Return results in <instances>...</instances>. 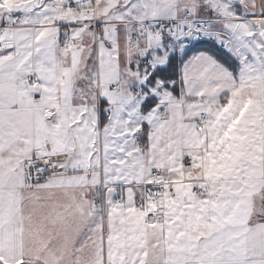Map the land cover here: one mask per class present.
<instances>
[{"label": "crops", "instance_id": "0c3cea01", "mask_svg": "<svg viewBox=\"0 0 264 264\" xmlns=\"http://www.w3.org/2000/svg\"><path fill=\"white\" fill-rule=\"evenodd\" d=\"M0 1V264H264V0L100 3L106 23L177 20L186 11L219 28L229 20L237 71L206 52L215 72L194 74L202 84L192 92L183 62L176 89L144 78L130 58L137 47L128 43L122 55L117 36L136 27L108 26L109 40H98L76 26L83 11L65 13L53 5L60 0ZM28 30H41L45 56L47 30L83 41L97 94L79 91L83 76L65 75L55 105L40 106L45 86L25 61ZM62 49L60 61L77 48ZM120 86L133 95L108 91ZM83 96L89 105L72 100ZM43 159L57 173L30 188L25 164ZM153 170L168 171L176 188L165 201L166 228L148 225L137 207Z\"/></svg>", "mask_w": 264, "mask_h": 264}, {"label": "built area", "instance_id": "2783aa9c", "mask_svg": "<svg viewBox=\"0 0 264 264\" xmlns=\"http://www.w3.org/2000/svg\"><path fill=\"white\" fill-rule=\"evenodd\" d=\"M101 1L109 0H66L62 5V11L71 12L73 10L83 11V21L76 26L80 28L90 29L97 38H105L107 27L114 25H122V23H106L101 20L98 6ZM210 20L197 17L194 12L186 11L182 19L178 20H149L143 22H125V25L136 27V31L131 35L130 45L136 46L142 41L149 38L171 39L177 38L180 32L185 35V46L193 48L201 43H208L217 46L221 51L228 52L233 47L232 38L225 33L218 32L210 25ZM75 26V27H76ZM70 27H74L71 25ZM59 44L63 48H77L80 44L68 38L58 39ZM151 52L152 48L149 47ZM5 49L4 45H0V52ZM144 70V78L150 81L156 73V65L154 59L149 53H146L142 60ZM33 83L37 84L35 80ZM139 90L135 96L139 97ZM40 97V94H37ZM201 122L198 127L201 129L207 122L205 114L200 116ZM193 159L186 158L185 165H192ZM53 165V164H52ZM48 163L47 159L31 160L26 162L27 185L32 188L38 183H44L49 177L54 176L57 170ZM142 193L137 196V207L144 213L145 221L148 225H160L166 228V209L165 201L168 197L176 195L175 184L168 171L153 170L150 180L140 185ZM205 188H197L198 195H204ZM99 202L96 201V205Z\"/></svg>", "mask_w": 264, "mask_h": 264}, {"label": "rangeland", "instance_id": "374dc122", "mask_svg": "<svg viewBox=\"0 0 264 264\" xmlns=\"http://www.w3.org/2000/svg\"><path fill=\"white\" fill-rule=\"evenodd\" d=\"M64 1L66 0H60L59 3H54L53 5L55 7H57L59 10L62 9V5L64 3ZM254 3H256V0H252ZM1 2V1H0ZM40 0L38 1L37 4H39ZM61 2V3H60ZM103 2V1H101ZM100 2V3H101ZM98 6V11L101 10L102 5ZM35 4V3H33ZM60 4V5H59ZM62 4V5H61ZM2 4L0 3V10L2 8L1 6ZM102 11V10H101ZM194 12V11H192ZM67 13V12H65ZM186 13V12H185ZM184 13V14H185ZM195 14V12H194ZM100 15V14H99ZM183 17V16H182ZM179 18V19H182ZM200 18V17H199ZM204 19V18H202ZM149 20H153V19H148V20H144V21H149ZM178 20V19H177ZM209 20V19H207ZM211 21V20H210ZM125 22H130V21H124V23H122L123 26L128 27L127 25H125ZM143 22V21H140ZM216 22H210V25L213 29H215L218 32H223L225 33L229 38L231 37V28H230V23L229 20L227 21L224 26H220L215 24ZM10 25L6 26L9 27ZM11 27V26H10ZM222 27V28H221ZM4 27H2L1 29H4ZM231 34L227 33V31H225V29ZM123 29H127V28H123ZM117 30V29H116ZM137 29H134L133 32H129V34L125 33L126 31L122 32L121 35L117 36L118 34H116V36L119 38V41L121 42V47L123 50V54L125 55L127 49H128V43L130 45V38L131 35L136 31ZM81 30L80 29H74L73 32L80 34ZM48 34L45 35V38L43 39L46 42V56L43 55V50H40V33L41 30H28L27 31V40L24 39V45L26 46V51L28 52V55H26L25 61L28 62V67L30 68L29 72H30V76L31 77H39L42 82H43V89H42V93H43V97H42V101L40 102V106H48L49 108L53 107L55 105V98H54V93L56 92V90H60L61 84H60V78L63 76H67V78L69 79V77H73V79L75 80L77 77L80 78V76H83L87 81H84V79L80 78L81 80H83L84 82H80L78 83L80 89L84 90V88H81V85L87 86V90L89 91V93H92L91 95H96L97 94V84H96V62H95V58L93 57L92 59H89L88 61H84L81 59V55L82 53L86 52V48H84L82 50L83 47H81L80 49H76L74 50V52H72V55L74 58H67V59H62V61H60V52L62 49L61 46L58 45V41L56 38V40L54 39L53 36V32L52 31H46ZM261 29H260V37H262V33H261ZM115 34V33H113ZM179 37L177 38H171V39H163L160 40L159 38H149L146 41H142L140 42L138 45L136 46H131V47H137L135 49V51L131 54L130 58L132 59V61H136V63H140L142 65V60L143 57L145 56L146 53H149L150 56L154 59L155 61V65H156V70L157 72L160 70V68H164L165 64L168 65L169 64V60L171 58L176 57L177 55L179 57H182L185 54V51L187 49V47L185 46L184 40H185V35L182 34L180 32ZM115 36V37H116ZM233 36V35H232ZM97 38V37H96ZM98 40H109V35L108 32L105 36V38H97ZM82 40V39H81ZM83 41H81V46H82ZM145 43V45L143 44ZM140 46V47H139ZM149 47L152 48L151 52L149 51ZM190 49V48H189ZM192 49V48H191ZM140 51V52H139ZM230 54L233 55V50H229ZM205 52V53H202ZM200 51V53L202 54H197L195 53V56L193 57H188L183 61V71H184V80H185V84H186V89L189 91H193L196 90V86L198 87L199 84V80L198 78L196 79L194 77V74L197 77L198 71H202L204 72V75H209L211 74V72H215L214 67L209 65L208 60L207 59V55H206V51ZM228 53V52H227ZM197 54V55H196ZM83 57V56H82ZM260 55L256 54L253 57V60L255 59V61H257L259 59ZM76 59V60H75ZM138 65V64H137ZM142 67V66H141ZM140 67V68H141ZM237 70V68L231 70L234 74V72ZM142 72V71H141ZM203 75V76H204ZM178 78V77H177ZM180 78V77H179ZM207 78V79H205ZM208 76H204L203 81L205 82V84H209L211 83L209 80ZM179 81V80H178ZM64 84H62V87L64 89V86L66 87V82L63 81ZM174 87L177 89L179 88V83L174 82ZM190 86V87H187ZM126 90V95L130 96L133 95V91L130 88H123V86H120V89L118 90V88H111L108 91H121V90ZM39 88L36 90L34 89V91H38ZM65 90V89H64ZM252 89H250L251 91ZM59 92V91H58ZM190 92V93H191ZM91 95L89 94V98H91ZM73 102H76V100H83L86 104V102L88 103V105L90 104V101L88 102V98L86 97H75V99H72ZM135 101H139V100H135ZM54 109V108H53ZM50 109L51 114H55L54 110ZM110 110V109H108ZM107 115H110L111 112L108 111V113L106 112ZM98 132V130H97ZM97 148V147H95ZM71 153H74V151L70 150ZM56 170L57 167L56 165H54L53 162H49Z\"/></svg>", "mask_w": 264, "mask_h": 264}, {"label": "trees", "instance_id": "16d2710c", "mask_svg": "<svg viewBox=\"0 0 264 264\" xmlns=\"http://www.w3.org/2000/svg\"><path fill=\"white\" fill-rule=\"evenodd\" d=\"M206 51L212 54L215 58H217L221 63L227 66L230 69L236 68V60L227 52L221 51L217 46L208 44V43H201L187 50V52L182 56L179 57L178 55L174 58L169 60V64L164 67L160 68V70L154 75V77L149 81L150 83L155 84L157 80H162L163 82H176L178 83L179 80V70L181 63L188 57L194 55L197 52ZM235 71V70H234ZM237 71V70H236ZM178 77V78H177ZM106 113L103 114L106 117Z\"/></svg>", "mask_w": 264, "mask_h": 264}]
</instances>
